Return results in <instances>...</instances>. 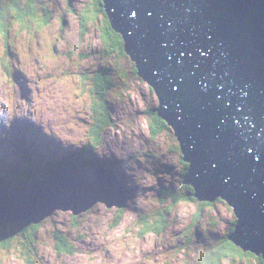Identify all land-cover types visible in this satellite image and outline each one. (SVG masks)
I'll return each instance as SVG.
<instances>
[{"label":"rangeland","instance_id":"obj_1","mask_svg":"<svg viewBox=\"0 0 264 264\" xmlns=\"http://www.w3.org/2000/svg\"><path fill=\"white\" fill-rule=\"evenodd\" d=\"M43 5L53 16L48 26L30 23L24 27L16 22L9 44L0 36V59H6L4 64L9 67L8 75L0 68V166L3 171L15 169L25 147L49 161L47 166L87 149V161L108 164L101 166L104 173H100L106 184L97 190L90 186L93 192L82 199L74 195L98 183L99 168L88 166L79 172L60 167L53 174L31 177L38 182L53 178L60 184V208L38 224L42 229L35 258L2 252L0 264H198L200 255L234 233L238 219L233 208L220 197L210 203L197 201L194 188L182 184L185 166L190 164L183 161L171 126L152 138L150 111L159 108V101L137 76L136 65L125 51L124 55L105 51L100 32L102 17L108 20L105 11L88 24V34L81 38L83 11L93 6V0H43ZM100 70L109 73L115 86L108 99L112 122L95 146L89 131L97 124L98 112L92 107L89 87L90 76ZM111 174L120 187L112 183ZM189 187L196 202L188 197ZM161 192H175L179 203L172 208L173 203L164 202ZM12 195L0 197L21 204ZM125 196L126 208L121 209L117 204L124 203ZM80 200L82 212L77 216L72 207ZM200 204H205V210L196 222ZM4 207L0 203V215ZM29 208L39 210L35 204ZM168 209L167 231L142 235V219H155ZM58 234L74 245V255L62 253ZM255 257L264 261L262 254ZM221 264H258V260L244 257Z\"/></svg>","mask_w":264,"mask_h":264},{"label":"water","instance_id":"obj_2","mask_svg":"<svg viewBox=\"0 0 264 264\" xmlns=\"http://www.w3.org/2000/svg\"><path fill=\"white\" fill-rule=\"evenodd\" d=\"M102 1L190 164L182 184L197 201L220 197L231 206L238 222L228 240L264 258V0ZM99 171L98 183H85L75 198L105 183ZM43 179L2 187L0 196L13 194L21 204L0 197V222L40 224L52 215L46 194L57 211L60 184ZM82 202L72 207L77 216Z\"/></svg>","mask_w":264,"mask_h":264},{"label":"trees","instance_id":"obj_3","mask_svg":"<svg viewBox=\"0 0 264 264\" xmlns=\"http://www.w3.org/2000/svg\"><path fill=\"white\" fill-rule=\"evenodd\" d=\"M41 2L43 4V0H23L22 2L21 0L0 1V36L4 40H7L8 44L13 24L16 22L24 27L30 23H38L41 27L49 25L53 16L48 12V9L44 5L41 8ZM102 13H104V9L100 0H93V6L90 7V9L87 8L83 11V19L81 18V38H84L88 34V31H86L88 24L95 23L98 18L102 17ZM106 19L107 18L105 16L102 17L100 23V32L101 37L104 40L105 51L110 54L124 55L123 39L111 28L109 21ZM5 60L6 59L4 58L0 59V68L2 67L3 70H5L4 75H8L7 70L9 67L4 64ZM135 71L136 69L134 68V72ZM90 77L91 83L89 92L93 101L92 107H94L98 112V119L96 122L97 124L89 131V137L92 138L94 145L97 146L101 141L104 129L112 122L110 113L111 106L108 99L115 84L109 73L105 70L96 71ZM85 79L87 80L89 78L87 77ZM150 116V130L153 139L169 130L168 125L159 118L156 110L150 111ZM88 156L89 154L87 149L77 150L76 153H73L68 159H66L68 160L67 162H65L66 160H60L59 163L47 166L49 162L46 161V159L39 158L37 160L33 155H30L28 151L26 152V150H23L22 161L15 169L4 172L1 169L2 167H0V189L4 186H24V184L31 180V177H43L52 171H57L60 167L85 171L88 166L98 169L103 165H108L106 162L101 163V160H95L93 163H90L87 161ZM39 163L42 164L45 169H41V167L38 169L37 167ZM188 169L189 166L186 165L183 176L187 174ZM190 189V187L186 189L189 195L188 197L191 201L196 202L191 197L192 189ZM161 193L163 195L164 202L165 200H170L173 203L171 207H174L179 203L178 196L175 192ZM200 205L201 207L199 208L196 222H198V219L202 218L203 211L205 210V204ZM206 205L211 206L212 204ZM170 211L171 209H168L165 214L159 213L158 216L152 220H150V218L142 219L144 220L142 235L150 233H154L156 235L164 234L168 229L167 215ZM41 229L42 224H10L0 222V256L2 255V252L10 253V251H12L13 253H18L19 255H26L28 258H35L38 255L36 240ZM56 238L59 242V249L63 251L62 253L67 255H74L76 253V248L73 244L68 242L66 237L58 234L56 235ZM244 257H252L255 260H258V264H264L263 259L255 257L249 253L244 254L226 238L221 245L215 246L208 253L200 255V261L198 264H221L224 260L236 261L242 260Z\"/></svg>","mask_w":264,"mask_h":264},{"label":"bare ground","instance_id":"obj_4","mask_svg":"<svg viewBox=\"0 0 264 264\" xmlns=\"http://www.w3.org/2000/svg\"><path fill=\"white\" fill-rule=\"evenodd\" d=\"M23 145L25 146V143L23 142ZM23 146V147H24ZM21 149H22V147H20ZM25 149L30 153V151L25 147ZM23 151V150H22ZM74 153H76V152H74ZM30 155H33L32 153H30ZM34 156V158H36L37 160L39 159V158H43V156L42 155H38V154H34L33 155ZM36 156V157H35ZM20 158H21V161H22V157L21 156H19ZM45 159V158H44ZM47 161V160H46ZM68 160H66L65 162H67ZM49 162V161H48ZM64 162V163H65ZM185 162V161H184ZM10 165H12V164H10ZM38 166H41V169L43 168H45L42 164H40V165H38ZM49 166H51V165H49ZM1 167V166H0ZM2 170H4L3 168H1ZM101 171H104V169L103 168H99ZM11 169H9V170H7V172L8 171H10ZM78 171V170H77ZM5 172V171H4ZM73 172V171H72ZM80 172V171H79ZM52 174H53V171L51 172ZM82 173V172H81ZM118 180H119V178H117ZM119 182H121L120 180H119ZM27 185V184H26ZM25 186V185H24ZM13 187V186H12ZM78 189H79V187H78ZM81 194H82V192H81ZM46 195H48L47 197H46V199H47V202H48V205H47V207H48V209H49V211H51L52 212V215L56 212L55 211V209H54V206L52 205V202L50 203V196H49V194H46ZM128 200V197L126 196L125 197V199L122 201V202H124V204L126 203V201ZM52 209H54V210H52ZM51 215V216H52ZM17 224V223H16Z\"/></svg>","mask_w":264,"mask_h":264}]
</instances>
